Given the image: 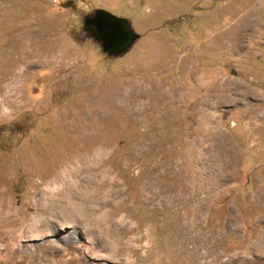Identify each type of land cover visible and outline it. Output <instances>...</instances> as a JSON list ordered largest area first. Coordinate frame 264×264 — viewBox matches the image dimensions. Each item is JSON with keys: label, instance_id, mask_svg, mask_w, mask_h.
Here are the masks:
<instances>
[{"label": "rangeland", "instance_id": "1", "mask_svg": "<svg viewBox=\"0 0 264 264\" xmlns=\"http://www.w3.org/2000/svg\"><path fill=\"white\" fill-rule=\"evenodd\" d=\"M0 264H264V0H0Z\"/></svg>", "mask_w": 264, "mask_h": 264}, {"label": "water", "instance_id": "2", "mask_svg": "<svg viewBox=\"0 0 264 264\" xmlns=\"http://www.w3.org/2000/svg\"><path fill=\"white\" fill-rule=\"evenodd\" d=\"M84 30L99 42L107 54H122L138 39L124 18L99 10L83 21Z\"/></svg>", "mask_w": 264, "mask_h": 264}, {"label": "bare ground", "instance_id": "3", "mask_svg": "<svg viewBox=\"0 0 264 264\" xmlns=\"http://www.w3.org/2000/svg\"><path fill=\"white\" fill-rule=\"evenodd\" d=\"M4 11V10H3ZM38 56V55H37ZM257 131H259V129H256L255 130V133L257 132ZM254 132V131H253ZM254 136V135H253ZM228 156V155H227ZM230 156V155H229ZM98 225H99V223H98ZM96 230V229H95ZM100 242H101V240H100Z\"/></svg>", "mask_w": 264, "mask_h": 264}]
</instances>
